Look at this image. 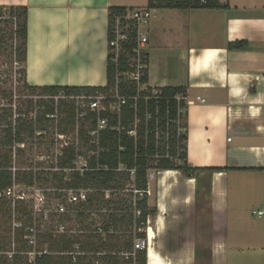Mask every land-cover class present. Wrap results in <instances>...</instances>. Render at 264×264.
Returning <instances> with one entry per match:
<instances>
[{
  "label": "crops",
  "instance_id": "crops-1",
  "mask_svg": "<svg viewBox=\"0 0 264 264\" xmlns=\"http://www.w3.org/2000/svg\"><path fill=\"white\" fill-rule=\"evenodd\" d=\"M219 1L222 9L150 10L147 88L186 89L197 172L155 170L147 264H229L231 241L242 250L232 224L243 231L247 208L264 217V0ZM19 6L28 8L29 85L105 87L109 10L148 0H0Z\"/></svg>",
  "mask_w": 264,
  "mask_h": 264
},
{
  "label": "trees",
  "instance_id": "trees-1",
  "mask_svg": "<svg viewBox=\"0 0 264 264\" xmlns=\"http://www.w3.org/2000/svg\"><path fill=\"white\" fill-rule=\"evenodd\" d=\"M148 9H222L219 0H148ZM132 9V8H131ZM128 8L112 7L109 10V27L115 17L126 13ZM9 41L16 43L15 57L23 64L20 79L17 81L19 94L0 87V264H134L126 261L121 253L131 251L134 239L146 237L137 231L147 225L148 217L157 212L148 206V172L150 170H180L191 177L197 172L188 163L187 135L178 136L177 125L179 107L186 103L178 102V95H186L184 88H165L157 101L144 100L137 102L133 98L146 96L151 92L139 93L138 87L124 79L118 86L119 95L129 98L122 107L121 115L102 114L108 119L107 128L100 132L99 149L91 143L90 133L97 129L98 118L91 115L83 121L79 131V147L71 143L62 151V156L53 154L45 166L43 161L31 160L27 154L28 147L39 148L46 145L44 140L56 126L60 136L65 138L75 133L77 126L76 109L72 101L55 97L61 94L71 96H94L97 93L111 94L116 90V74L125 72L128 57L120 56L119 64L111 62L107 68V85L105 87L75 86H31L27 82V45H28V8L0 7V57L6 52ZM136 35L124 45L128 51L135 46ZM244 42L231 44L230 48L242 49ZM148 65V55L145 56ZM1 82V81H0ZM148 83V70L143 77ZM18 104L17 106L15 105ZM135 107V108H134ZM148 114L151 119L147 120ZM50 116L51 118H48ZM138 121L137 136L128 135L132 124ZM170 121V124H168ZM169 133V150L163 141L156 139V128ZM55 133L51 134V146L54 147ZM162 138V137H161ZM62 141V139H61ZM32 149V148H31ZM91 152H99L90 157L88 171L84 174L75 172L74 163L78 156L89 158ZM42 156V155H37ZM158 156V157H157ZM48 169V170H47ZM55 169H59L56 171ZM135 170L134 178L131 171ZM14 185L26 188L43 187L51 190L91 189V194L84 210L107 209L110 213L104 216L105 229L113 227L119 235L101 237L94 234L54 236L52 230L42 228L41 220L35 222L34 210L25 201H14L5 193ZM134 185L144 196L136 208L142 211L140 219L134 218L133 195L125 193L127 187ZM111 191V200H105V192ZM58 196L59 194L56 193ZM113 211V213H111ZM126 212V213H124ZM89 216L78 215L83 225ZM37 224V246L29 244V229ZM135 227L137 229L134 232ZM82 230L90 229L83 227ZM128 234V235H125ZM80 245V252L85 256L73 262L69 254ZM47 247V248H46ZM35 252L33 260L29 254ZM47 252V253H46ZM136 264H147V253L139 252Z\"/></svg>",
  "mask_w": 264,
  "mask_h": 264
},
{
  "label": "built area",
  "instance_id": "built-area-1",
  "mask_svg": "<svg viewBox=\"0 0 264 264\" xmlns=\"http://www.w3.org/2000/svg\"><path fill=\"white\" fill-rule=\"evenodd\" d=\"M150 9L148 8H138V9H128L126 13L123 15H119L115 17L114 23L109 27V55L111 56V62L115 65L119 64L120 56H127L128 57V67L125 72L120 70L117 71L116 74V81L117 87L114 92L111 94H103L97 93L96 95L87 96H71L65 97L62 94L59 97H55L54 99L57 101L60 99H67L73 102L76 109V121L77 126L75 129L76 135V146L79 147V131L80 127L84 120L89 118L91 115H96L98 118V125L97 129L90 133V137L92 138L91 143L99 149V136L100 132L105 130L108 125V119H103L102 114L104 112L109 111L111 114L121 115L122 107L127 104L129 98L121 97L119 95L118 86L120 84L121 79L126 80L127 82L133 83L138 87L139 93L148 92L147 83H143V77L145 76V72L148 70V65L145 62V55L146 47L149 43L148 37V27L150 24ZM136 35L135 46L131 51H128L124 45L128 44L132 40V35ZM161 98V90L160 89H151V92L146 96H140L138 94L137 97L133 98L134 101L144 100L146 103L149 101H157ZM178 102H184L187 105L186 98L184 95H178L176 97ZM135 108V107H134ZM186 113V107H179L178 109V120L177 125L179 127L178 136L181 138L184 135V129L181 126V121ZM48 118H51L48 116ZM151 119V116L148 114L147 120ZM170 124V121H168ZM137 129H138V121H135L130 130L128 131V135L131 137L137 136ZM156 139L159 141H163L164 144L167 146V151L169 150V142L170 136L169 133H162L160 132L159 127L156 128ZM162 137V138H161ZM55 144L54 147L58 142L61 141L60 133L58 130L55 132L54 135ZM230 140V139H229ZM59 149H55V153L57 156H62V151L64 148L68 147L72 142L61 141ZM74 143V142H73ZM72 143V144H73ZM99 152H91L89 154V158L84 156H78L76 162L74 163L75 172H79L84 174L88 171H91L89 168V159L90 157L96 156ZM158 157V156H157ZM50 158V157H48ZM48 170V169H47ZM59 171V169H55ZM131 174L134 178L135 170L131 171ZM155 170H150L148 172V191L147 194L149 195V184L155 178ZM17 185H14L13 188L8 189L5 195L14 201H25L29 200L32 203L33 198L30 197L26 198L24 195H16L15 190ZM35 188V187H33ZM55 192V197L53 199L56 200V203H51V201L46 200V197L42 196L40 199H37L39 202V211L34 210V219L35 222L41 220L42 228L45 229L48 227V223H50L49 227L52 228V234L54 236H79V235H89L94 234L101 237H106L108 235H119L113 227L109 228L107 231L105 229L104 223V216L108 215L110 212L107 209H100V210H84L80 208L82 205H86L90 199L91 194L95 191L91 189H62V190H52ZM56 193L59 195L57 196ZM125 193L129 195H133V215L135 220L140 219L142 216V211L136 208L137 203L140 199L143 198L144 192L139 191L135 188L134 185H130L127 187ZM1 197V194H0ZM40 197V196H39ZM111 198V191L105 192V200L110 201ZM38 206V205H37ZM39 213V215H38ZM113 213V211H111ZM126 213V212H124ZM86 215L89 216V220L86 225H83L80 220L77 219L78 215ZM262 216L263 213H258ZM75 224L71 228L67 229V224ZM148 223V222H147ZM147 226V225H146ZM146 226L142 225V228L137 231L136 227L134 232L145 234ZM54 227V228H53ZM83 227H86L89 230H82ZM30 236L27 237L29 244L33 247L37 246V235H38V228L37 224L32 229H29ZM146 235V234H145ZM148 249V239L146 237H139L134 239V246L131 251H124L121 253L120 256L125 258L126 261H133L136 264L137 255L139 252H146ZM47 253V252H46ZM36 253H30L29 256L33 260ZM73 258V262L76 263L78 258L81 256H85V253L80 252V245L77 244L75 246V251L69 254ZM94 264H100L96 262Z\"/></svg>",
  "mask_w": 264,
  "mask_h": 264
},
{
  "label": "rangeland",
  "instance_id": "rangeland-1",
  "mask_svg": "<svg viewBox=\"0 0 264 264\" xmlns=\"http://www.w3.org/2000/svg\"><path fill=\"white\" fill-rule=\"evenodd\" d=\"M15 49H16V43L13 41H9V44L6 47V52L1 55L0 57V87L6 90H13L15 95L19 94V86L17 81L20 79V69H22L23 64L17 62L15 57ZM18 93V94H17ZM0 103H3L0 100ZM17 106L18 104L15 103ZM185 124V121H181V126ZM57 128V126H56ZM55 128L54 131H50L48 136H46V139L44 140L43 147L39 148L37 146L34 147H28L27 154L31 160L34 161H43L45 163V166H49L52 163L47 162L49 160L48 157L53 156L55 153V149H59L61 143L58 142V144L55 147H52L50 142L52 136L51 134L55 133L57 129ZM185 134V131H183ZM61 137V136H60ZM62 141L67 142H76V135L75 133H69L67 137L63 138L61 137ZM32 148V149H31ZM37 155H42L38 156ZM16 195H24L26 198L30 197V199L33 198L32 203H30L29 200L27 201V204L31 207L36 208V210L39 211V202L42 196L46 197V200L49 199L51 203H56V200L53 199L55 196V192L48 188L43 187H35V188H26V187H17L15 190ZM40 196V197H39ZM38 205V206H37ZM253 210L258 211L262 210V207L251 209L247 208L244 213V219L245 223L243 225V231L241 232V229L238 230L236 224H232V230H231V236L232 238L235 237H241V243L239 247L242 250H233L236 243L232 240L230 243V257H229V264H264V217L259 218L258 216H253L252 212ZM39 215V213H38ZM50 231L52 230L51 227H49L50 223L47 224ZM75 224H67V229L71 228ZM236 226V227H235ZM235 227V229H234ZM54 228V227H53ZM143 233V232H141ZM128 235V234H125ZM239 241V239H237ZM47 248V247H46Z\"/></svg>",
  "mask_w": 264,
  "mask_h": 264
}]
</instances>
